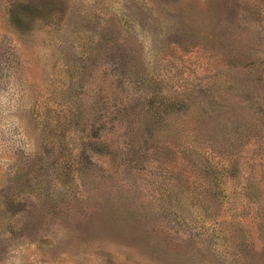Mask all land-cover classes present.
I'll use <instances>...</instances> for the list:
<instances>
[{
	"label": "rangeland",
	"instance_id": "1",
	"mask_svg": "<svg viewBox=\"0 0 264 264\" xmlns=\"http://www.w3.org/2000/svg\"><path fill=\"white\" fill-rule=\"evenodd\" d=\"M0 264H264V0H0Z\"/></svg>",
	"mask_w": 264,
	"mask_h": 264
}]
</instances>
